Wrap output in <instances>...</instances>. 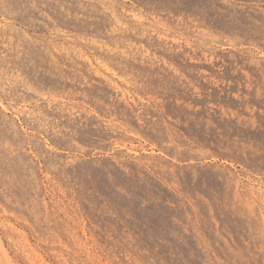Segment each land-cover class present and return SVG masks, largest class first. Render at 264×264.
<instances>
[{"label": "rangeland", "instance_id": "obj_1", "mask_svg": "<svg viewBox=\"0 0 264 264\" xmlns=\"http://www.w3.org/2000/svg\"><path fill=\"white\" fill-rule=\"evenodd\" d=\"M0 264H264V0H0Z\"/></svg>", "mask_w": 264, "mask_h": 264}]
</instances>
